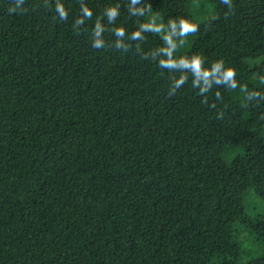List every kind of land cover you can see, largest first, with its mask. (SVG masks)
Segmentation results:
<instances>
[{
    "label": "trees",
    "instance_id": "1",
    "mask_svg": "<svg viewBox=\"0 0 264 264\" xmlns=\"http://www.w3.org/2000/svg\"><path fill=\"white\" fill-rule=\"evenodd\" d=\"M254 195L264 0H0V264H264Z\"/></svg>",
    "mask_w": 264,
    "mask_h": 264
},
{
    "label": "clouds",
    "instance_id": "2",
    "mask_svg": "<svg viewBox=\"0 0 264 264\" xmlns=\"http://www.w3.org/2000/svg\"><path fill=\"white\" fill-rule=\"evenodd\" d=\"M59 11H60L61 16L65 15L64 10L62 8L59 9ZM8 12L14 13L15 9L10 7V8H8ZM182 31L186 34L188 32L195 31V30L189 28L188 26H182ZM194 67H196L199 70L198 64L194 65ZM220 67H221V65L219 63L215 65V69H219ZM204 74L207 75L208 73L205 72ZM234 74H235V70L233 68L229 67L228 69H225V71L223 72V79L224 80H231L232 77L234 76Z\"/></svg>",
    "mask_w": 264,
    "mask_h": 264
},
{
    "label": "rangeland",
    "instance_id": "3",
    "mask_svg": "<svg viewBox=\"0 0 264 264\" xmlns=\"http://www.w3.org/2000/svg\"><path fill=\"white\" fill-rule=\"evenodd\" d=\"M155 31L159 34H162V35L164 34V29H163L162 25H160V24H157ZM249 195H251V194H249ZM263 209H264L263 203L260 202V200L257 199L255 197V195L252 196V198L247 201V210L248 211H251V212L253 211L255 213L260 214V213H262Z\"/></svg>",
    "mask_w": 264,
    "mask_h": 264
}]
</instances>
